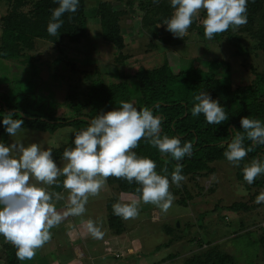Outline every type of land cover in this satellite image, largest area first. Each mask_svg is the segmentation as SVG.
Wrapping results in <instances>:
<instances>
[{
    "label": "rangeland",
    "instance_id": "1",
    "mask_svg": "<svg viewBox=\"0 0 264 264\" xmlns=\"http://www.w3.org/2000/svg\"><path fill=\"white\" fill-rule=\"evenodd\" d=\"M86 1L89 11L88 37L77 43H71L67 39H60L57 43L37 40L36 50L29 53L27 58L24 56L16 61L0 59V93L21 91L30 95V101H35L36 106H39L41 102L52 107L60 104L59 109L57 108V116L68 118L75 114L64 107L67 96L73 87L78 90L85 89L86 84L89 83L86 74H91L93 79L101 78L107 84L119 83L121 82L119 75L135 78L141 69L154 70L165 63H168L172 72L177 74L181 69H187L196 59L207 62L219 59L227 62L228 70L222 67L217 74L223 80H231L235 88L251 84L255 79V71L264 74L263 53L236 56L232 53L233 48H228L223 41L203 38L197 34V31L190 30L182 38H177L166 30V25L163 23H158L156 26L164 28L165 34L173 37L174 42L157 48L152 46V43L161 46L160 39L163 35L153 37L145 31L142 22L144 13L139 9V3L131 5L129 2L133 0ZM147 1L151 2V0ZM102 2L111 3L115 11H126L121 18L122 33L126 43L123 54L126 58L121 61L118 58V51L102 38L101 23L97 16V9ZM9 7L6 0H0V38L4 29L2 21L7 16ZM202 11L203 9L199 10L198 16ZM200 23L202 24V20ZM245 42L250 44V35L245 37ZM58 59H64V61L55 67L54 61ZM130 85L133 86V83ZM133 102L136 107L142 105L136 99ZM73 132L72 127L60 129L54 134L21 130L16 136H9L8 144L17 141H23L25 144L35 142L55 150L67 144ZM64 163L63 159L57 161L61 167ZM247 164L249 163H245L244 167ZM207 166L213 172L209 173L204 169L202 174L194 180L186 178L181 182L180 187L174 184L169 188V190L174 189L170 191L176 199L166 213L161 212L156 205L143 203L140 197L119 193L115 185L109 186L106 183L98 195L89 197L84 213L86 215H70L67 218L75 217L77 220L86 216L97 224L102 222L107 225L109 199L118 198L121 203L138 201L139 215L127 220L122 219L127 231L123 236L126 242L123 244L127 245L122 250L125 256L127 254L138 256L137 258L143 260L142 264H184L196 253L207 249L208 246L205 245L211 244L212 247L218 246L220 250L232 256L235 260L234 264H264L262 250L264 245L258 241L264 233V203L254 202L256 195L262 189L249 185L245 180H240L238 166H233L227 160L208 163ZM51 186H47L49 191ZM67 197L68 193L65 190L63 200H54L53 203L57 209L66 208ZM183 198L186 204L182 202ZM237 203L248 206L250 210L238 212L220 210L213 213L217 206L224 208ZM205 212L207 215L201 219L200 216ZM77 222L80 225L85 223L84 220ZM168 226H175L177 234L182 235L183 239L170 243L171 236L166 234L165 230ZM59 230L60 224L50 230L52 238L48 244H45V250L49 249L50 252L55 250L53 246L56 240L58 242L60 240ZM112 236L114 233L110 230V238ZM76 243L75 254L80 257L79 260H83L86 255L85 251L80 249L81 241ZM203 244L205 245L200 247ZM9 245L12 244L0 235V264H6ZM109 253L113 257L110 259L111 264H124L125 257L121 259L118 254L112 251ZM171 253L177 254L178 258L163 263L162 258ZM39 255L40 248L36 250V255L31 260H24L21 264H38ZM137 258H135L137 261L134 260L136 264H139L140 260ZM87 259L90 264L91 260L88 257ZM54 264L58 263L55 261Z\"/></svg>",
    "mask_w": 264,
    "mask_h": 264
},
{
    "label": "trees",
    "instance_id": "2",
    "mask_svg": "<svg viewBox=\"0 0 264 264\" xmlns=\"http://www.w3.org/2000/svg\"><path fill=\"white\" fill-rule=\"evenodd\" d=\"M9 3V11L3 19L4 29L0 38V59L6 61H16L36 50L37 40L57 43L60 39H67L71 43H77L88 37V6L86 0H80L76 12H66L61 19L63 24L58 29L56 35L47 32V25L51 18L52 10L58 7L55 0H6ZM131 5L139 3V9L144 13L142 17L143 28L150 36L159 37L161 46L152 43V46L161 48L164 44H170L173 37L165 34L164 28L156 25L171 17L173 9L170 0H159V3L148 2L147 0H133ZM126 11H115L114 6L109 2H102L97 9V16L101 23L103 40L119 53V61L125 59L123 54L126 43L122 33L121 18ZM205 10L196 14L190 31H197L200 37L205 38L204 28L200 23L204 19ZM250 35V44L245 42V37ZM215 40L223 41L228 48H233V55L248 56L251 53L264 56V0H248L247 23L239 26H230L222 33H217L213 37ZM30 61V60H29ZM64 59L54 61L57 67ZM33 65V63H30ZM225 67L228 70V63L222 60L204 61L196 59L191 62L187 69H181L177 74L172 72L168 63L158 69H141L135 78H127L119 75L121 82L105 83L101 78L93 79L91 74H86L89 83L85 89L72 88L67 96L64 107L75 115L73 117H58V105H47L41 102L36 106L35 101H30V95L17 91L0 93V116L9 112L14 118L18 115L24 120L22 130H34L54 134L66 127L74 128L70 135V141L60 149L52 150L56 162L63 159L65 148L73 146L74 133L88 126V121L100 112H107L113 108L120 107V101H131L136 99L142 105L137 108L149 107L154 115L162 116V135L179 136L183 141H190L193 144V154L191 157L183 158L180 163L183 165L182 173L188 180H194L206 169L213 172L207 166L212 162L226 160L223 153L226 143L231 140V130L240 129L241 117L260 119L264 122V74L255 71L254 81L246 86L234 87L231 80H223L217 74L219 69ZM56 77V76H54ZM119 80V81H120ZM133 83V86L130 84ZM201 91H208L212 99L218 100L224 106L228 120L221 124H209L204 115L193 116L191 109L195 103L194 96ZM36 102L38 100L36 99ZM159 105V107H156ZM9 134L0 124V142L8 144ZM251 142L245 140V145ZM134 151L140 156H147L156 162V171L161 175H168L174 170L176 161L167 154H162L159 150L146 142L143 138L138 142ZM257 156H264V145L256 146L240 162L238 166V178L243 179L242 169L245 163H250ZM167 167V173L162 172V168ZM64 177H58L57 183L51 186L50 192L60 194L64 188L62 185ZM109 186L115 185L119 193L132 194L140 197V185L128 183L123 178L109 176L107 178ZM174 184L170 183V187ZM260 190H264V175L258 176L253 184ZM251 188V187H250ZM170 190H174L171 188ZM55 200V198H54ZM53 200V201H54ZM186 204L185 199H181ZM117 199H109L107 202V220L109 229L116 236L124 235L126 227L121 217L113 214L112 205L118 202ZM220 210L249 211L250 208L244 204H233L229 207L221 208L217 206L213 213ZM207 213L200 216L204 219ZM188 227V226H187ZM166 234L171 236L170 243L180 241L183 236L177 234L176 227H166ZM258 240V239H257ZM264 245V233L258 240ZM205 244L200 245L203 247ZM207 249L196 253L184 264H234L235 260L229 254L220 250L218 246L207 244ZM8 253L6 264H21L22 261L16 257L14 245L7 247ZM264 252V247H263ZM178 258L177 254H169L162 258V262L173 261ZM173 264V263H171Z\"/></svg>",
    "mask_w": 264,
    "mask_h": 264
},
{
    "label": "clouds",
    "instance_id": "3",
    "mask_svg": "<svg viewBox=\"0 0 264 264\" xmlns=\"http://www.w3.org/2000/svg\"><path fill=\"white\" fill-rule=\"evenodd\" d=\"M58 7L52 10L47 32L56 35L61 28L62 15L76 12L80 0H55ZM159 3V0H153ZM248 0H170L173 13L162 23L174 37L182 38L193 23L199 10H205L202 20L204 36L212 39L215 34L227 31L230 26L247 23ZM160 26V24L158 25ZM193 116L204 115L209 124H221L228 120L224 106L212 99L208 91L194 96ZM156 107H159L157 105ZM163 117L154 115L149 107L137 108L134 102L120 101V107L100 112L88 121V126L74 133L73 146L65 148L61 167L53 157L51 148L41 143L23 141L5 144L0 142V235L16 248L20 261L31 260L36 250L52 238V228L68 216H81L86 211L90 196H96L107 183L109 176L123 178L128 183L140 185V200L156 205L167 212L176 197L169 190L170 183L177 187L186 180L180 161L193 154V144L179 136L162 135ZM0 124L10 136H16L24 120L9 112L0 116ZM240 130H231V140L223 153L233 166L240 162L256 146L264 145V122L247 116L240 119ZM170 155L175 161L174 170L168 175L158 174L156 162L138 155L134 149L141 139ZM245 140L250 141L245 145ZM167 173L165 166L161 170ZM243 179L249 184L264 175V156L252 159L243 169ZM64 177L63 188L68 193L65 209L57 210L53 203L62 199L47 186ZM256 204L264 203V190L255 197ZM113 214L122 219L139 215L138 201L116 202ZM87 231L95 239H102L104 232L96 221H86Z\"/></svg>",
    "mask_w": 264,
    "mask_h": 264
},
{
    "label": "crops",
    "instance_id": "4",
    "mask_svg": "<svg viewBox=\"0 0 264 264\" xmlns=\"http://www.w3.org/2000/svg\"><path fill=\"white\" fill-rule=\"evenodd\" d=\"M64 191L60 194L61 196H64ZM63 200V199H62ZM54 202V201H53ZM64 208L59 207L57 210H63ZM86 215V214H83ZM84 220L85 223L83 225H80L77 221ZM88 218L86 216H83L77 220H75V217H69L64 220L60 224V230L59 233V242L56 240L55 245L53 246V251L50 252L49 249L45 250L44 246L40 248V257H38V264H54L55 261L58 264H78L79 262H84L85 264H89V260H91L90 264H111V257L110 251L112 253L118 254L119 257L126 262V264H136L137 261L135 258H137L135 255H126L123 253V249L127 247L126 243L124 242L125 239H123V236H112L110 238V229L107 225H104V223L98 224L101 227V230L104 232V236L102 239H95L92 237V235L87 231L86 228V221ZM108 222V220H107ZM68 226V227H67ZM82 244V249L85 251V258L83 260H79L80 257L76 256V242H80ZM74 242V243H73ZM47 242L46 244H48ZM124 245V246H123ZM75 247V248H72ZM87 247H90L89 249ZM116 248V249H115ZM58 249V251H57ZM113 249V250H112ZM57 251V252H56ZM88 254V255H87ZM53 255L54 257L50 256ZM83 256V257H84ZM133 256V257H129ZM109 258V259H108ZM136 261H135V260ZM140 260L139 258H137ZM85 260L88 262H85ZM72 262V263H71ZM124 262V264H125ZM139 264L143 263V260L139 261ZM150 262V261H149ZM32 264V263H31ZM138 264V263H137Z\"/></svg>",
    "mask_w": 264,
    "mask_h": 264
}]
</instances>
